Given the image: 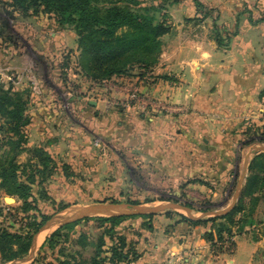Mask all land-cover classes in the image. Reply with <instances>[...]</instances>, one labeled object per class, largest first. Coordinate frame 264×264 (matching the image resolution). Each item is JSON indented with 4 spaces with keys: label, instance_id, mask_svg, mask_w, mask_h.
<instances>
[{
    "label": "crops",
    "instance_id": "crops-1",
    "mask_svg": "<svg viewBox=\"0 0 264 264\" xmlns=\"http://www.w3.org/2000/svg\"><path fill=\"white\" fill-rule=\"evenodd\" d=\"M198 2L208 11L205 17L196 12L193 0H147L152 12L162 13L168 28L160 39L157 63L148 74L151 78L114 77L92 86L98 100L84 102L80 98L77 106L80 113L84 112L87 131L93 124L110 142L130 144L138 169L146 170L140 178L147 186L159 191L173 189L176 199H180V187L196 190L200 196L187 191V198L198 201L206 197L213 203L219 197L215 187L228 188L236 172L247 169L250 156L256 151L252 146L260 142L259 134L264 132V0ZM216 30L221 45L215 40ZM130 85L140 93L138 103L131 102L126 108L107 106L111 100L125 99ZM39 127L38 124V141L43 142L45 132ZM71 135L62 147L54 148L57 158L67 160L69 171L73 172L70 178H60L58 182L62 187L68 186L77 180V172L80 180L91 179L92 172L104 184L110 179L106 176L111 166L92 167L88 163L92 148L89 144L79 146L76 136ZM94 151L101 152L99 148ZM240 156H246L242 162L245 167ZM120 172L123 173L121 167ZM121 173L112 179L121 181ZM129 177L139 185L137 176ZM158 190H154L157 196L147 201L138 194L136 199L146 204L167 202ZM46 196L48 200L38 198V210L52 220L54 210L45 209V205L61 201V197L49 193ZM224 197V201L215 202L220 211L228 209L234 200ZM168 212L152 216L151 230L135 241L139 257L130 264L251 263L257 241L249 246L245 236L236 237L233 255L226 259L227 255L212 251L204 239L209 225L190 226L181 220L183 214L174 212L167 216ZM51 225L56 224L47 223L34 239L38 240ZM239 250L246 256L244 263L237 261Z\"/></svg>",
    "mask_w": 264,
    "mask_h": 264
},
{
    "label": "rangeland",
    "instance_id": "rangeland-1",
    "mask_svg": "<svg viewBox=\"0 0 264 264\" xmlns=\"http://www.w3.org/2000/svg\"><path fill=\"white\" fill-rule=\"evenodd\" d=\"M151 9V6L147 4V0H142V5L136 7L134 11L139 16H152L156 21L158 15L152 12ZM78 58L79 50L76 34L73 27L67 22L58 23L52 15L38 13L33 9L23 14L9 7V0H0V83L4 89L11 90L13 94H17L26 102L24 114L29 121L25 128V152L17 157V162L21 167H25L26 173L33 170L32 173L35 174L39 168L36 150H43L48 158V162H42L45 164L44 173L48 174L49 172L50 175L46 177L40 188L35 184L31 185V195L36 199L35 207L38 210V196L40 193L46 195L49 193L61 197V201L49 203L45 205V209L49 207V209L55 210L63 205L67 206V208L58 211L56 214L51 213L55 218L50 221L56 224L55 227L51 225L49 231H44L39 242L37 239H33L34 246L31 247L23 259L17 260L16 264L33 262L35 264H59V260L63 259L59 255L60 248H65L64 254H69V250L70 253L79 250L74 248L73 244L77 238L76 233L83 231L88 240L89 238L94 240L100 231L94 228L93 222H89L86 225L76 227V233L70 236L68 242L64 238L57 240L58 243L52 249L43 244L45 238L49 237L60 225L77 220L71 215L73 211L90 212L104 205H130L129 202H137L138 205L136 206L146 209L158 208L165 204L183 206L187 203L193 206V210H190L191 216L198 218L201 215L219 212L221 209L216 206L217 203L215 202L218 200L224 201V195L231 201L241 185L238 194L239 199L243 189V178L246 180L249 175L247 166V169L241 168L236 172V178L228 188L216 186L215 189L218 191L219 197L213 203L211 199L206 197L198 199V201L187 198V191L194 196H200V192L196 190H187V188L180 187V199H176L172 194L173 189L166 188V191H164L161 188V191H159L157 188L147 186L146 181L140 178L146 170L138 169V159L134 158V153L130 152L129 143L121 146L110 142L109 138L105 139L101 133L96 131L93 124L89 125V131H87L86 118H83L84 112L80 113L81 110L77 106V102L80 98L84 102L98 100V93L92 90V86H98L102 82L92 81L86 77L79 67ZM133 70L135 71V69ZM0 124H2L1 121ZM38 124L40 125L39 128H42L45 132L43 142L38 141ZM71 134L76 136L75 141L79 142V146L85 147L86 144H89L92 148L91 159L88 161L92 167L98 168L101 164L111 166L112 169L107 174V178L112 179V177L120 174L121 167L123 170L120 177L121 181L109 179L103 184L98 181V177L94 176L92 172L91 179L80 180L82 177L79 178L80 173L76 171L78 175L75 183L62 187L61 183L58 182L59 179L65 178L66 174L70 178L73 172L69 171L67 160L57 158L56 149L62 147V143H65L68 137L73 136ZM57 135L60 136L58 145H56ZM2 138L3 133L0 131V146ZM95 140L99 141L98 146L94 145ZM252 147L256 151L250 156L248 165L255 156L264 154V142L254 143ZM54 148H56L55 151ZM98 148L101 152L95 153L94 150L98 151ZM3 150L4 148L1 147L0 151L3 152ZM105 151L106 154H103L102 152L105 153ZM245 157H239V160L242 158V167H245V164H242ZM78 161L82 162L81 157ZM140 165L144 166V163ZM65 167L67 169H64ZM114 168H116V173H114ZM243 174L244 177L242 178ZM129 176H137L139 185L129 180ZM21 177L22 179L25 178L22 173ZM35 177L38 179V176ZM156 189L161 196H165L167 202L163 204H146L147 200L157 196L154 192V190L157 191ZM137 194L138 197L143 196L146 201L139 202L136 199ZM9 198L12 201H8ZM257 198V203H251V206L254 207V216L251 218L252 225H247L243 229L235 228L232 237H230L233 238V241H231L233 246L230 245V248L226 249L227 244L225 249H221L222 253L227 255L226 259L233 255L236 237L245 236L249 246L254 241L258 243L250 264H264V195L260 193ZM2 199L9 205L10 211L0 214V228H4L10 233L22 234L25 232V229L22 228L24 222L26 225L30 223L31 217L39 220L36 211L23 213L19 209L21 204L19 201L0 191V204ZM31 201L28 200L27 202L31 203ZM245 203L246 206H250L249 200H245ZM39 205L42 206V203ZM202 210H206V212L201 213ZM170 212V214L178 212L189 217L181 210ZM119 214H125L123 216L129 217L123 220L117 229L118 233L123 234L128 242L136 241L148 232L147 223L141 218L144 215L136 214V210L133 208L119 209L89 218L113 217ZM226 238L227 236L224 235L225 240ZM70 244L72 245L70 246ZM237 261L240 263L246 261V256L241 250L237 253Z\"/></svg>",
    "mask_w": 264,
    "mask_h": 264
},
{
    "label": "trees",
    "instance_id": "trees-1",
    "mask_svg": "<svg viewBox=\"0 0 264 264\" xmlns=\"http://www.w3.org/2000/svg\"><path fill=\"white\" fill-rule=\"evenodd\" d=\"M193 2L196 12L205 17L207 9L198 0ZM141 5L142 0H9V7L23 14L33 9L38 13L52 15L58 23L67 22L72 26L77 38L79 67L90 80L100 82L120 76L151 78L148 74L157 63L162 45L160 39L168 33V28L161 12L154 11L158 15L156 21L152 16L137 15L134 9ZM215 40L218 44L222 42L217 30ZM25 109L26 102L11 90L4 89L0 83V131L3 133L0 148H4L3 152L0 151V191L19 201V209L23 213L36 211L39 219L31 217L32 220L22 234L10 233L0 228V264L23 259L31 249L34 236L50 220V216L41 214L36 209V199L31 195V185L35 184L40 188L50 175L49 172L44 173L45 164L42 163L48 162V158L43 150H36L39 168L35 174L32 173L33 170L26 173L25 167L17 162V157L25 152V128L29 123L24 114ZM259 135L262 137L259 141L264 142V132ZM248 172L240 197L230 211L201 220L180 216L190 226L209 225L203 237L216 253L222 252L218 244L226 241L224 235L230 238L235 228L243 229L252 225L254 207L251 203L258 202V194L264 195L263 153L250 161ZM21 173L25 176L24 179ZM66 177L69 176L66 174ZM38 198L49 199L43 193ZM28 200H32V204ZM245 200H249V207ZM129 204L138 205L137 202ZM183 207L193 210L191 204L186 203ZM65 208L67 206L63 205L55 209L54 214ZM200 212L205 213L206 210ZM170 213L166 215L169 216ZM152 216H141L147 223L148 230H151L149 222ZM126 218L129 217L122 215L67 222L54 230L44 244L52 249L58 243L57 240L64 238L68 242L70 236L76 233V227L93 222L94 228L100 231L99 235L94 240H88L85 232L76 233L77 238L73 244L79 250L70 253L68 248L69 254H64L65 248H60L59 255L63 259L59 260V264H130L139 257L136 242H128L117 230ZM232 244L230 245L233 246Z\"/></svg>",
    "mask_w": 264,
    "mask_h": 264
},
{
    "label": "water",
    "instance_id": "water-1",
    "mask_svg": "<svg viewBox=\"0 0 264 264\" xmlns=\"http://www.w3.org/2000/svg\"><path fill=\"white\" fill-rule=\"evenodd\" d=\"M243 177H244V174H243L242 178ZM243 180H244V178H243ZM240 187H241V185L239 186L238 190L236 191V193L234 195V200H233L232 205L228 209L220 211V212H214L213 214H205V215H202V217H206L208 215L209 216H221V215L225 214L226 212L230 211L238 199ZM8 200L12 201L11 198H9ZM127 208H133L136 210V214H142V215H156V214L163 212V211L181 210V211L185 212L191 219H196V218L191 216V212L189 209H187L181 205H178V204H165L163 206H160L158 208H153V209H146V208H142L140 206H131V205H126V204H123V205L109 204V205L101 206L99 209L93 210L90 212L73 211L71 215L77 219H84V218L94 217V216H97V215L102 214V213L113 212L115 210L127 209ZM121 215H125V214H119L117 216H121ZM33 246H34V240L32 242L31 247H33ZM16 262L17 261L12 262L10 264H16Z\"/></svg>",
    "mask_w": 264,
    "mask_h": 264
},
{
    "label": "built area",
    "instance_id": "built-area-1",
    "mask_svg": "<svg viewBox=\"0 0 264 264\" xmlns=\"http://www.w3.org/2000/svg\"><path fill=\"white\" fill-rule=\"evenodd\" d=\"M141 100L140 93L136 86L130 85L126 90V97L125 99H114L113 101L109 102L107 106L113 107V108H126L129 106L131 102H139ZM156 108H161L159 103L155 102ZM99 141L95 140L94 145L98 146ZM9 205H7L4 200L2 199V203L0 204V214L9 212ZM26 224L24 222V225L22 226L23 229H25ZM234 237V236H233ZM233 238L226 239L223 243L218 244V246L221 247V249H225V246L228 244V247L226 249L230 248V244L232 243Z\"/></svg>",
    "mask_w": 264,
    "mask_h": 264
},
{
    "label": "bare ground",
    "instance_id": "bare-ground-1",
    "mask_svg": "<svg viewBox=\"0 0 264 264\" xmlns=\"http://www.w3.org/2000/svg\"><path fill=\"white\" fill-rule=\"evenodd\" d=\"M8 201H11V200H8ZM54 228V227H53ZM50 230V227H48V229L47 230H44V231H49ZM42 235V234H41ZM41 235L38 237V240H40V237H41Z\"/></svg>",
    "mask_w": 264,
    "mask_h": 264
}]
</instances>
